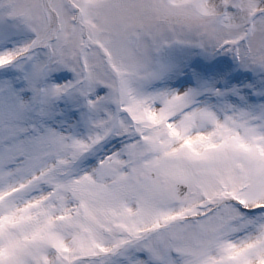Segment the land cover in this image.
<instances>
[{
	"label": "snow or ice",
	"instance_id": "obj_1",
	"mask_svg": "<svg viewBox=\"0 0 264 264\" xmlns=\"http://www.w3.org/2000/svg\"><path fill=\"white\" fill-rule=\"evenodd\" d=\"M0 264H264V0H0Z\"/></svg>",
	"mask_w": 264,
	"mask_h": 264
}]
</instances>
